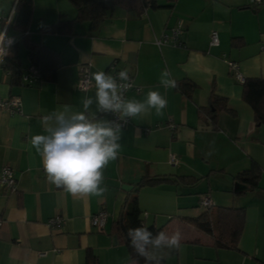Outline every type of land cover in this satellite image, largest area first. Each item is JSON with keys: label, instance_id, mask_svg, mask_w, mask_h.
Instances as JSON below:
<instances>
[{"label": "crops", "instance_id": "0c3cea01", "mask_svg": "<svg viewBox=\"0 0 264 264\" xmlns=\"http://www.w3.org/2000/svg\"><path fill=\"white\" fill-rule=\"evenodd\" d=\"M16 1L0 0V17ZM248 1L157 0L158 7L142 13L115 6L96 28L81 21L74 24L73 34H60L40 28L61 15L73 18L72 3L33 0L27 31L57 50L60 64L55 79L28 85L12 84L0 64V98L20 99L18 110L0 108V168L13 170L16 186L10 190L0 185V264H85L88 250L99 264L125 263L127 247L116 242L112 229L144 175L170 178L137 190L146 225L163 226L168 235L181 233L179 248L151 250L164 264H264V125L255 123L241 97V83L227 66L232 60L244 78H264V1ZM178 23L181 45L157 42ZM212 30L217 45L210 44ZM10 32L20 35L13 24ZM21 52L25 67L26 52ZM83 63L90 64L91 79L98 71L127 70L138 89L126 91V100L143 102L149 90H156L168 101L162 116L153 109L147 116L129 118L121 129L119 157L103 170L108 187L103 197L73 196L48 182L42 157L30 143L34 135H47L46 116L65 106L69 114L84 112L85 97L93 100L85 115L93 122L109 121L107 111L98 110L95 81L85 91L75 85ZM166 69L176 82L190 81L192 90L162 87L159 77ZM211 94L224 98L227 106L217 111L215 129L204 111ZM170 154L174 162H169ZM253 163L260 169L257 187L235 194L233 189L240 186L235 175ZM180 177L197 180L188 183ZM203 195L214 206L245 208L236 249L213 247L210 235L189 220L203 212ZM99 210L106 214L101 228L90 223ZM56 215L61 225L48 226L47 220Z\"/></svg>", "mask_w": 264, "mask_h": 264}, {"label": "clouds", "instance_id": "9594fccd", "mask_svg": "<svg viewBox=\"0 0 264 264\" xmlns=\"http://www.w3.org/2000/svg\"><path fill=\"white\" fill-rule=\"evenodd\" d=\"M14 38L7 35V27L0 29V64L9 55ZM119 80L104 71L93 73L96 102L99 111L118 113L120 120L149 115L154 109L157 116L164 114L168 101L159 91L149 90L146 100L124 99L123 93L133 87L128 83L127 70L119 71ZM159 82L165 89L177 88V82L169 70L160 73ZM93 100L85 97L82 101L84 112L70 113V107L53 112L44 118V131L47 135L37 134L30 143L42 157L47 181L73 196L103 197L108 191L104 182V169L111 161L119 157L121 144L120 123L109 121L93 122L85 115ZM130 247L137 256L147 262L160 264L151 250L177 249L181 242V233L177 230L171 235L159 231L155 236L147 227L129 228Z\"/></svg>", "mask_w": 264, "mask_h": 264}, {"label": "trees", "instance_id": "16d2710c", "mask_svg": "<svg viewBox=\"0 0 264 264\" xmlns=\"http://www.w3.org/2000/svg\"><path fill=\"white\" fill-rule=\"evenodd\" d=\"M75 8V15L71 19L64 18L63 15L54 23L41 27L40 31L73 34L76 22L86 21L90 28H96L98 24L111 15L115 6L142 13L146 8L158 7L157 0H69ZM33 9V0H17L14 8L13 27L20 32L14 43L9 48V55L5 56L2 64L10 73L12 84L21 83L20 76L23 70L29 65H33L41 80H53L56 77V70L60 64L59 52L49 46L44 45L40 40L31 37L27 31ZM23 48L26 52L28 64L24 67L19 59L18 50ZM22 84V83H21ZM183 92L189 93L193 84L188 80L177 82ZM241 97L253 111V119L256 124L264 125V78L247 77L241 83ZM210 105L205 108V113L210 117V121L215 129L216 113L219 110L227 109L224 98L211 94L209 96ZM260 176V169L256 164H252L248 169L235 175V179L240 182V186L233 189L237 195L257 187ZM186 182H195L196 177L184 178ZM161 175L142 176L122 207V220L126 231L129 228L147 227L155 236L159 231H164L163 226L146 225L142 216V210L137 202V190L146 185H153L161 180H169ZM203 212L189 220L201 231L210 235L211 244L215 248L236 249L237 243L243 229L245 220V208L243 206H214L202 207ZM112 234L118 243H123L128 250L129 258L123 264H156V261L147 262L143 257L136 255L130 247V237L126 239L120 228V221L116 220L112 229ZM85 264H99L97 257L87 251ZM164 264V260H160Z\"/></svg>", "mask_w": 264, "mask_h": 264}, {"label": "built area", "instance_id": "2783aa9c", "mask_svg": "<svg viewBox=\"0 0 264 264\" xmlns=\"http://www.w3.org/2000/svg\"><path fill=\"white\" fill-rule=\"evenodd\" d=\"M264 0H249L248 2L250 4H256L260 3ZM14 8L15 5L11 8V10L4 16L0 17V29H3L5 26L7 27V35L9 37L16 39V35L12 34L10 32V29L12 27L13 22V15H14ZM182 32L181 24L178 23L175 27L170 29L169 33H163L161 35V38L157 41L158 43H161L163 41H172L176 45H181L180 41H177V38ZM218 43V36L217 32L215 30H212L210 33V44L217 45ZM227 66L228 69L231 71L232 77L239 83H242L244 81V77L241 75V73L237 70V64L236 62L232 60H227ZM124 69H113L111 72V75L114 76V78L117 79V83H125L124 81L119 80L118 73L119 71H122ZM128 72V71H127ZM129 74V81L128 83H133L132 76ZM39 79V74L37 72V69L33 65H29L26 67L21 76L20 80L21 83L24 85H28L32 83L33 81ZM92 83L91 79V68L89 63H83L79 66L78 69V77L75 81V85L77 89L81 91H85L89 88V86ZM134 85V84H133ZM130 89L137 90L138 88L136 86L131 87ZM128 89V90H130ZM127 90V91H128ZM126 92V91H125ZM123 93V96L125 94ZM0 108H6L10 110H18L20 108V99L18 96H10L8 98H0ZM109 122L114 123H120L122 125V128L125 127V125L129 122V118H125L124 120H120L118 113H113L111 111H107ZM175 156L173 154L169 155V162H174ZM0 185L4 188H8L10 190L15 189V176L13 173V170L9 166H2L0 168ZM199 204L201 207H208L212 205L210 198L207 195H203L200 200ZM105 211L99 210L96 213L92 214L90 217V223L91 225L101 228L104 224L105 219ZM61 217L56 215L53 217H50L47 220V225L50 227H59L61 225Z\"/></svg>", "mask_w": 264, "mask_h": 264}, {"label": "water", "instance_id": "95a60500", "mask_svg": "<svg viewBox=\"0 0 264 264\" xmlns=\"http://www.w3.org/2000/svg\"><path fill=\"white\" fill-rule=\"evenodd\" d=\"M235 187H237V184L235 185ZM121 188H122V189H125V190H128V189L131 188V186H128V185H122ZM121 220H122V217L120 216V218H119V221H120V228H121V230L123 231V233H124L126 239H129V237L127 236V231H126V229L124 228L123 224L121 223Z\"/></svg>", "mask_w": 264, "mask_h": 264}, {"label": "rangeland", "instance_id": "374dc122", "mask_svg": "<svg viewBox=\"0 0 264 264\" xmlns=\"http://www.w3.org/2000/svg\"><path fill=\"white\" fill-rule=\"evenodd\" d=\"M20 51H22L21 53H24V49L22 47L20 48Z\"/></svg>", "mask_w": 264, "mask_h": 264}]
</instances>
